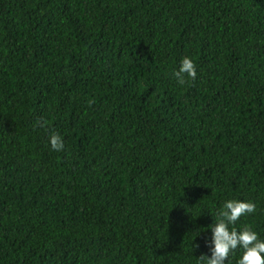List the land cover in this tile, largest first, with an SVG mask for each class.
Instances as JSON below:
<instances>
[{"label": "trees", "instance_id": "trees-1", "mask_svg": "<svg viewBox=\"0 0 264 264\" xmlns=\"http://www.w3.org/2000/svg\"><path fill=\"white\" fill-rule=\"evenodd\" d=\"M227 200L264 240V0H0V264H201Z\"/></svg>", "mask_w": 264, "mask_h": 264}, {"label": "clouds", "instance_id": "clouds-1", "mask_svg": "<svg viewBox=\"0 0 264 264\" xmlns=\"http://www.w3.org/2000/svg\"><path fill=\"white\" fill-rule=\"evenodd\" d=\"M176 82L179 85L186 83V78L195 80L196 65L188 57L182 58L178 70L173 72ZM94 101H89V105ZM39 127L47 126V121H39ZM49 143L54 151H63L64 142L62 137L51 132ZM256 211V204L241 200H227L217 214V221L210 226V256L201 254L199 260L201 264H225L230 253L237 248L242 249L237 264H264V240H261L256 231L250 225L245 224L239 230L230 225L243 216Z\"/></svg>", "mask_w": 264, "mask_h": 264}]
</instances>
